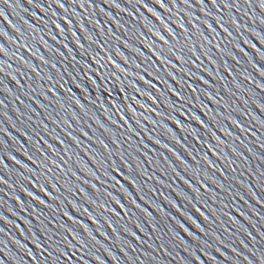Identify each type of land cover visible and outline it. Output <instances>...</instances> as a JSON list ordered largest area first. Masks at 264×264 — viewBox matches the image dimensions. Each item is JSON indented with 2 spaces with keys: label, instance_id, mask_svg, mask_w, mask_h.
<instances>
[{
  "label": "snow or ice",
  "instance_id": "obj_1",
  "mask_svg": "<svg viewBox=\"0 0 264 264\" xmlns=\"http://www.w3.org/2000/svg\"><path fill=\"white\" fill-rule=\"evenodd\" d=\"M104 2L111 3L113 7L124 11L132 18V21H138L142 25V28L136 27V24L133 23V31L116 19V17L112 16L111 13H106L109 19L122 30L124 35L123 37L117 36L109 27L107 30L108 38L105 39L104 27L100 24V21L89 17V22L96 26L100 34L99 39H94L93 33L89 32L85 27L80 13L76 12L75 6L78 5L81 9H85V11L99 8L103 12L104 9L95 3V0H68L67 6L65 0H45L48 8L45 7V3H40V0H27L28 4L40 9L45 15H38L35 12L31 13L33 19L38 21L43 27L21 18L23 24L28 29V31L22 32L21 28L8 20L3 7H22L21 0H0V18L8 21L16 33L19 34V40H17L15 37H8L7 32L0 29V36L12 40L17 45V50L10 54L4 44L0 43V53L5 57L9 55L14 56L21 65V67L7 72L6 67L11 69L12 65L8 64L7 60L0 59V93L12 94V90L4 83V77L10 76L18 88H27L29 90L23 94L41 109H44L46 118L56 126L49 128L48 124L41 120L39 124L41 131H36L35 128H31V125H29L28 127L35 133V138L29 134L28 130L17 129L24 138L23 142L18 137L8 133L7 129L0 127V132L6 133L18 145L17 150L30 162L25 163L17 159V156L10 151H6V141L0 139V152H3V155H0V185L14 188L15 185L5 179V175L9 172L15 175L17 177L16 183L20 185V190L29 197V202L26 207L25 201L19 195L14 196V199L19 204L21 211L27 212L28 209H31L35 213V218L39 223V228L34 230L31 220L20 216L19 213L13 212L9 208V212H12L14 216H17L18 219L27 225V230H25L19 223L10 221L8 217L0 212V221L13 225L26 240L30 238L35 249L29 248L28 244L22 243L19 239L12 237V243L16 245L23 255L19 253L16 255L10 254L7 242L2 238V235H7L6 229L0 226V245H3L0 246V264H9V262L11 264H92V261H95L96 264H106V261L93 252V248L97 245L104 247L101 241L97 239L94 231L99 232L108 241H111L113 236H115V243L121 246V251H124L125 246L131 248L132 251H136L135 243H147V240L142 239L137 234L138 230L145 237L149 236V233L145 231V222L151 227L152 232L157 234V238L159 239L160 229L158 225L163 222L164 227L172 231L169 228V221H173L180 230L191 237L193 241L197 242L196 247L190 253L191 259L184 260L183 264H206L204 258L213 261V264H215L216 257L211 252L205 250L206 248H212V244L207 240H201V237L195 231H191L185 223L173 216L171 212H165L161 205L155 204L143 195L139 196V200L144 203L138 202L137 198L133 197L132 193L121 182V180L128 181L138 193L143 190L138 182L139 177H143L146 180L155 179L163 187H172L171 184H165L155 174L149 175L143 169V161L133 156L132 152H129L128 155L137 164V167H133V164L125 159V153L120 150L123 148L120 141L123 139L130 149H134L135 152L140 153L152 162L149 153L156 152V149L151 148L149 143H145L146 139L160 146L166 152L171 153L175 160L179 162L183 167L184 174L176 170V167L173 166V161L167 155H164V152L159 154L171 169L173 183L178 179L187 188V191L181 190L178 192V195L185 202L183 208L175 200H168L166 196H164V200L170 203L172 208L200 233L208 235L218 244L224 245V240L215 231L211 230L212 225H216L217 221H221V212L227 217L229 222L237 228L242 229L243 226L240 224V221L235 216H232L231 212H223L222 209L218 210L212 207L206 200V197H208L214 202L223 203L218 193L214 192L209 187V184L214 185L222 191L230 192V188H226L224 180L235 179L228 176L224 168L220 167L210 158L209 153L218 160L225 161V167H229L235 164L236 161L229 157L225 148L229 149L236 157L245 161L247 160L243 152L238 151L237 147L234 146L235 141H240V144L247 151L252 152V149L240 139L239 135L223 126L218 119V117H223L242 133L256 136V133L252 132L251 128H246L231 113L224 116V112L220 111V108L225 110L231 108L229 100L225 98L229 93L242 104L247 105L248 101L243 97L237 96L236 92H232L229 84L224 82L226 78L219 73L220 69H223L229 76H233L231 81L232 87L240 91L242 85L233 75L235 71L239 70V66L242 63L238 58V53H240L247 58L248 63L252 65L259 75L264 77V67L255 63L252 56L241 45V42L249 45L256 51L260 60L264 61V51H261L257 48L256 44L251 43L250 40L245 38V32L251 33L261 44H264V0H125L126 4L130 6L125 8H121V4L117 0H104ZM52 4H55L65 12L71 9V15L75 18L76 24L79 25L80 31L85 33L84 38L90 44H95L99 51L86 48L81 43L80 38L74 30L73 20L68 15L60 16L54 10L49 13V8ZM209 5H211V8H209ZM254 6L260 9V15H250V10ZM141 9L150 14L151 19L145 16L141 12ZM159 9H163V12L159 11ZM223 9L228 10L227 15L223 14ZM233 9L241 13L240 19L232 11ZM197 10L201 13L200 16L196 15ZM23 11H27V9H23ZM49 14L52 17L50 20L45 18ZM245 17L249 23L243 22ZM59 20H63L64 25L67 27L62 26L58 22ZM254 24H258L261 30L254 29L252 27ZM49 25L52 27H49ZM52 28L64 40L67 39L66 32H70L74 38L73 42L76 45V49L79 50V55L81 57L87 56L88 60H77L76 55H73L76 49L69 48L67 43L62 45L67 50V55L59 47L50 45L41 33H46L56 44L61 43L60 40H57V36L53 33ZM232 29H235L236 35H233ZM145 32L148 35H145ZM101 40H103V43H101ZM132 40L138 41L143 47L130 42ZM38 45H42L51 55L46 56L41 53ZM120 45L133 53L135 57H139L140 62L138 63L136 59H130L126 56L121 51ZM20 48L38 60L40 66L26 59L20 53ZM144 49H147V52ZM113 53H115L122 63H118L117 59L113 58ZM69 57L72 61L71 67L73 71H69V66L65 64L63 66L64 70L61 72L57 67L56 59L59 58L63 62L69 60ZM225 57L234 63L229 65L228 59H225ZM88 61H91V63ZM205 61L213 65L215 70L204 66ZM93 64L96 67H93ZM108 65H111L115 70L108 72ZM125 65H130V67H126ZM189 65L191 67H188ZM193 68L199 71H193ZM53 70L55 71L53 72ZM201 71L206 73L211 79H207L205 75H201ZM17 73L20 77L26 78L27 82L25 84H21L20 79L17 78ZM178 73H183V75H178ZM65 76L69 79L65 80ZM146 76L151 77V79H147ZM240 76L247 80H252L251 75H246L245 71H240ZM185 77L188 79H185ZM169 80L174 81L175 85L169 83ZM215 80H219L221 85L214 84L213 81ZM69 81L80 89L88 99L91 97L89 86L97 90L104 89L107 92V100H104L103 94L100 91L97 92V98L102 101L100 107L103 108L105 103L111 105L115 108L114 114L119 115V120H113L111 116H107L108 121L114 127L105 126L99 119H95V124L99 126V130H102V134L107 140L116 146L115 149L109 143H106L105 139L90 135L89 130L86 129H91L93 132L96 131V129L91 128V125L85 123L83 127H73V123H79L81 117L71 105H67L66 108V100L57 89H61L67 93V99L71 100L72 104L78 106L81 111L86 106L76 97L71 87H66ZM154 81L156 82L154 83ZM196 81L199 84L195 83ZM253 83L256 84L258 89L264 91V81H253ZM160 85H163L164 88L160 87ZM165 88L167 91L164 90ZM221 91L225 95L222 96ZM154 93H158L159 95ZM172 96L176 98L175 101L171 99ZM201 96H204L212 104L219 105V107L210 108L208 103L200 99ZM37 97H42L50 103H55L62 110L66 109L69 111L72 117L71 121L67 118L57 119L54 117L51 112L47 111V106ZM138 97H143L144 99L141 100ZM15 99L20 100V97L16 96ZM91 102L95 104V101ZM20 103L23 104V101H20ZM232 103H235V100ZM161 104L167 110V115L165 112L158 111ZM133 105L139 106L144 111L138 112L137 107ZM6 107L5 101L0 99V109ZM25 107L30 112L36 113V109L31 105H25ZM257 107L261 111H264V103L257 102ZM196 109L203 112L204 116L211 123L202 119ZM233 110L239 111L242 115L244 114L243 109ZM17 111L19 113L18 109ZM145 112L154 113L156 117L161 119H153L145 115ZM105 113H107V109H105ZM19 114L23 115V113ZM177 114L180 117H185L189 122H182ZM0 115L7 117V112H0ZM84 115L87 116L88 113L84 112ZM129 117L134 121V124L129 122ZM27 119L31 120V116H28ZM253 119L257 118L253 117ZM167 120L172 121L181 131L188 132L192 139L189 140L188 136H185L182 141L173 132V129L169 127L168 123L165 122ZM143 121H148L153 126L158 125L168 133L172 145H178L180 149L187 152L191 160L195 162V166L189 163L176 147L162 142L161 139L149 133L148 125L143 123ZM257 123L261 128H264V119H257ZM0 124H2V121H0ZM13 127L15 128L16 126L13 125ZM57 128H60L66 139L61 138L60 133L56 130ZM138 128L140 129L139 131L137 130ZM117 130L124 131H120V134L117 135ZM153 131H155V127ZM142 132L143 136H141ZM218 132L222 133L223 137L231 138L232 142L218 135ZM127 133H131V135ZM133 136L138 138V142L135 144H133ZM49 140L53 142L50 143ZM85 141L89 143H85ZM257 143L261 149H264V141H261L259 137H257ZM57 144L60 147H57ZM26 145H31V147H27ZM93 145H98L99 147L97 148ZM78 148L85 151L86 154H90V159L96 164L102 176L106 179L102 180L101 175H97L96 171H93L84 163L77 151ZM144 149H148V151H144ZM201 149L206 150L202 155H200ZM198 155H200L199 159L197 158ZM254 155L257 159L264 161V155L260 153H255ZM5 156L14 164L19 165L22 171L10 168L5 163ZM105 156L107 160L104 159ZM117 158L119 163L117 162ZM73 161H75V164H73ZM155 162L158 163L159 161ZM106 163L107 167H105ZM201 163L207 165V169L200 167ZM209 170L218 171L224 180L210 174ZM232 171H235V168ZM161 172H165V175H167V172L163 168H161ZM25 173H28V175H25ZM79 173H84L91 179H85ZM261 176H264V172L261 173ZM109 181L112 183L109 184ZM96 182L106 186L102 189L98 187ZM237 182L242 183L240 181ZM257 183L258 186L264 187V185H260L259 179ZM28 185L32 189L43 193L44 197L48 199L42 198L37 194V191L30 190ZM245 187L250 186L246 185ZM108 188L121 192L122 197L114 195ZM62 189L63 192L61 191ZM201 189L204 191L202 192ZM3 191L4 188L0 187V192ZM149 191L155 193L156 189L149 188ZM54 193H59V195ZM64 193L68 195H64ZM76 193L83 195L85 203L91 206L93 210L85 207L84 204L77 202L75 199H69V196H73ZM160 195L163 196V193L161 192ZM235 195L239 196L241 200L244 199L239 192ZM252 195L253 199L258 203L264 204V200L259 196H256L254 193ZM102 196L107 197L108 201L102 200ZM122 198L126 199L127 202L123 203ZM32 201L42 205L45 210H50L47 223L44 219L45 212L38 211ZM56 202L59 203V208ZM2 204L3 197L0 196V205ZM110 204L115 206H110ZM144 204H149L159 216L154 215L153 211H150L149 207H145ZM189 205L192 209L191 212L187 211ZM227 207V204H223V208ZM73 211L78 215H73ZM236 211L239 212L240 216L248 219L239 208ZM193 213L196 215H193ZM256 215L259 216L260 213L256 212ZM80 216L87 217L91 221V224L95 226V229L85 223L83 219H80ZM53 222L55 223V228L49 226ZM205 224L209 225V228L206 229L204 227ZM104 225H107L110 232L104 229ZM117 225H119V229L116 227ZM218 226L224 227L223 221ZM243 230L246 235L251 237L250 232H247L246 229ZM224 231H228V229L224 228ZM37 232H39V235ZM121 233H126L131 239L122 237ZM172 234L181 244L191 247L179 235V232H173ZM260 235L264 236V232L260 233ZM252 239L255 238L252 237ZM240 243L247 248V245L242 240ZM149 247H152V245H149ZM160 247L162 249L165 248V244L161 243ZM197 247L204 258L197 254ZM104 251L113 261H116V264H119L117 257L109 248L104 247ZM215 251L227 257V254L221 252L219 247L215 248ZM231 251L236 252L237 250L232 248ZM125 255L127 256L128 254L125 253ZM143 255L148 256L150 254L144 252ZM237 255L242 256L243 254L237 253ZM128 259L130 264H135L132 257L129 256ZM227 259L231 260L232 258L227 257ZM244 259L248 261V264H253L247 257H244ZM260 259L264 261V255H261ZM141 264H144V262L142 261ZM232 264H239V261H232Z\"/></svg>",
  "mask_w": 264,
  "mask_h": 264
},
{
  "label": "water",
  "instance_id": "obj_2",
  "mask_svg": "<svg viewBox=\"0 0 264 264\" xmlns=\"http://www.w3.org/2000/svg\"><path fill=\"white\" fill-rule=\"evenodd\" d=\"M68 0H65V4L67 6ZM118 3L121 4V8L130 7L126 4L125 0H117ZM22 7H16L13 6L11 8L7 6H3L6 15L8 16V20L12 22V24H15L17 27L21 28L22 32L28 31L27 26L23 24V18L24 20H28L34 24H37L40 27H43L39 24L38 21L34 20L31 16L32 12L37 13L38 15H45V13H42L40 9L34 7L33 5H30L27 3V0H21ZM40 3H45V0H40ZM95 3L99 4L100 7L104 9L103 12L99 10V8H92L85 11V9H81L78 5L75 6L76 12L80 13L82 22L84 23L85 27L89 30V32L93 33L94 39H99L100 34L99 30L96 29V26L93 23L89 22V17H91L93 20H99L100 24L104 27L105 31V39H107V30L110 27L112 31L116 33L117 36L123 37V32L120 28L117 27L115 23H113L109 17L106 15V13H111L112 16L116 17L121 23L125 24L126 27L132 29V24L135 23L136 27H141L142 25L138 21H132V18L129 17L124 11L121 9L115 8L111 5V3H105L104 0H95ZM45 7L48 8V5L45 3ZM87 8V6H86ZM209 8H211V5H209ZM23 9H27V11H23ZM56 11L60 16L68 15L70 19L73 20L74 30L77 33V36L80 38V41L82 44L85 45L86 48H91L95 51H99L97 49L95 44H90L84 37L85 33L80 31L79 25L76 24V20L71 15V9H69L68 12H65L61 9H59L55 4H52L49 8V13L51 11ZM134 11V9H133ZM159 11L163 12V9H159ZM238 19L241 18V13L236 12L235 9L232 10ZM141 12L144 13L145 16H148L149 19H151L150 14H148L144 9H141ZM228 10L223 9V14L227 15ZM260 9L253 7L252 10H250V15H260ZM196 15L200 16L201 13L197 10ZM46 19H51L52 17L47 15L45 17ZM62 24V26L67 27L64 25L63 20H59ZM243 22L249 23L248 19L245 17ZM49 27H52L49 25ZM252 27L256 30H261L260 26L258 24L252 25ZM0 29L7 32L8 37H15L17 40H19V34L16 33V31L11 27V25L8 23V21H4L3 18H0ZM134 31V29H132ZM53 33L57 36V40H60V44H56L55 41H53L46 33H41V35H44V39L48 41L50 45H54L55 47H59L61 51L65 52V55H67V50L62 47L64 43H67L69 48L76 49V45L73 42L74 38L71 36L70 32H66L67 39H62L59 34L56 32L54 28H52ZM233 35H236L235 29H232ZM207 34V33H206ZM145 35H148L147 32H145ZM223 35V33H222ZM127 38V37H125ZM245 38L250 40L251 43L256 44L257 48H259L261 51H264V44H261L259 40L253 36L251 33L245 32ZM111 42V41H110ZM130 42L136 43L137 46L143 47L139 44L138 41L132 40ZM0 43H3L5 48L8 50V52L11 54L17 50V45L12 42V40L0 36ZM101 43H103V40H101ZM242 47L252 56L253 61L257 64H259L261 67H264V61H261L259 56L257 55L256 51L252 49L249 45H245L241 42ZM40 48V52L45 54L46 56L51 55L47 52V50L42 46L38 45ZM115 46V45H114ZM231 47V46H230ZM121 51L124 52L126 56H128L130 59H136V61L139 63L140 58L135 57L133 53H131L129 50L125 49L122 45H120ZM20 53L25 56L26 59L31 60V62L37 64L40 66V62L36 60L34 57H31L30 54L25 52L24 49H19ZM145 52H147V49H144ZM103 55V53H101ZM73 55H76L77 60H88L87 56L81 57L79 55V50L76 49V51L73 53ZM113 58L117 59L118 63H122L119 58L113 53ZM238 58L242 61L241 65L239 66V70L235 71L233 75L238 80V82L242 85V89L240 91H237L235 88L232 87L231 81L233 79V76H229L227 72H225L223 69H220V75L224 76L225 83L229 84V88H231L232 92H236L237 96L243 97L248 101L247 105L240 103L239 100H236V97L231 96L229 93L225 98L229 100V103L231 104V108L228 110H225L223 108H220L221 112H224V116H227L229 113H231L232 116L239 119L241 124H243L246 128H251L252 132L256 133V136H252L248 133H242L238 128L233 126L230 121L224 119L223 117H218L220 123L229 128L233 133L240 136V139L247 144L249 148L252 149V152L247 151V149L240 144V141H235L234 146L237 147L238 151L243 152L244 156L247 157V160H242L235 155L231 153V151L227 148H225V151L228 152V155L231 159L235 160L236 163L225 167V161L218 160L216 157L211 156V153H209V156L211 159L214 160L220 167L224 168L225 173L230 176L234 177L235 179L231 180H224L223 177L220 176L218 171L215 170H209L210 174L215 175L218 179L224 180L226 188H230L229 191H222L219 188H216L214 185L209 184V187L213 189L214 192L218 193L219 198L222 199L223 203H217L212 201L210 198L206 197L207 202L214 208L220 210L222 209L223 212H231L232 216H235L239 221L240 224L243 226V228H237L234 226L231 222L228 221L227 217L223 215L221 212V221L224 223V227H219L221 221H217L216 225L211 226V230L215 231L221 239L224 240V245L218 244L215 240H213L210 236L205 235L203 233H200L197 229L194 228L187 220H185L183 217L179 215L171 206L170 203L164 200V196L168 197V200H175L177 204H179L182 208L185 205V202L182 200V198L178 195V192L181 190L187 191V188L185 185L182 184L181 181L178 179L175 180V183H173L172 180V172L169 168V165L163 160V158L159 155L161 152H164V155H167L169 159L173 161V166L176 167L177 171H180L182 174H184L183 167L179 164L178 161L175 160V158L171 155V153L166 152L164 149H162L160 146L155 145L154 143H151L150 141L145 139V143H149L151 148L156 149V152H150L149 155L152 159V162H150L148 159H146L143 155L140 153H137L134 151V149H130L128 144L121 139V144L123 145V148L120 149L125 153V159L129 160L130 163L133 164V167H137L136 161L132 160L131 156L128 155L129 152H132L133 156L138 157L139 160L143 161V169L148 172L149 175L155 174L156 177L163 180L165 184H171L172 187H163L162 185L158 184L155 179L152 180H146L143 177L138 178V182L140 183L142 187L141 192H137L136 189L128 182L121 180V182L125 185V187L132 193L133 197L137 198V201L140 203H144L143 201L139 200V196L143 195L148 200L153 201L157 205H161L165 212H171L173 216H175L177 219H180L191 231H195L197 235L201 237V240H207L210 244L213 245L212 248H206V251L211 252V254L216 257L215 264H232V261H239V264H248V261L244 259V257H247L248 260H251L253 264H264V261H261L260 256L264 255V236H261L260 233L264 232V204L258 203L255 199H253V193L256 196H259L262 200H264V187L258 186V179L260 181V185H264V176H261V173L264 172V161H261L256 158L254 155L255 153H260L264 155V149H261L259 147V144L257 143V137L260 138L261 141H264V128H261V126L257 123V119H264V111H261L260 108L257 107V102L264 103V91L258 89L256 87V84L253 83V81L256 82H262L264 81V77H261L259 73L252 67L251 64L248 63L247 58L243 56V54L238 53ZM0 59L7 60L8 64L12 65V68L9 69L6 67V71L10 72L13 71L16 68L21 67L20 62L14 57L9 55L8 57H5L2 53H0ZM155 59V57H153ZM225 59H228L225 57ZM91 63V61H88ZM57 67L61 72L64 70V65H68V70L73 71L71 64V58L69 57V60L61 62L59 58L56 59ZM158 63V62H157ZM229 65H232L234 62L230 59H228ZM126 67H130V65H125ZM204 66L208 68H212L215 70L214 66L211 64H208L207 61L204 62ZM79 67V65H77ZM93 67H96L95 64H93ZM163 67V66H161ZM188 67H191L190 65ZM111 67V65L107 66V71L111 72L114 71ZM136 70L137 69H131ZM151 70V69H150ZM193 71H199L198 69L193 68ZM55 70H53L54 72ZM175 71V70H173ZM240 71H245L246 75L250 74L252 77V80H247L244 77L240 76ZM75 74V73H74ZM201 75H205V78L211 79L207 76L206 73L200 72ZM178 75H183V73H178ZM17 78L20 79L21 84H25L26 78L20 77L17 73ZM131 79V77H129ZM147 79H151V77H147ZM65 80H68L69 78L67 76L64 77ZM185 79H188L185 77ZM99 82V81H98ZM156 81H154L155 83ZM4 83L5 85L12 90V94L8 93H0V99H3L5 101V104L7 105L6 108L0 109V112H7V117L0 115V121H2V124H0V127L7 129L8 133H11L13 136L18 137L22 142L24 141V138L20 135V132L17 131V129H25L29 131V134L32 135L35 138V133L32 132L31 128H35L36 131H41L39 124L40 121L43 120L44 123L48 124L49 128L56 127L52 124L50 120L46 118V112L44 109H41L38 105H36L32 100H30L27 96H25L23 93L25 91H29L27 88L20 89L17 87L15 82L11 79L10 76L4 77ZM138 83H140L138 81ZM169 83H172L175 85L174 81L169 80ZM195 83L199 84L198 81ZM214 84L220 86L221 82L219 80L213 81ZM143 87V85H141ZM202 87V85H200ZM66 87H71L73 93H75L76 97L81 100V103H83L86 107L83 111L79 109L78 106L72 104L71 100L67 99L68 94L65 93L61 89H57V91L60 92L61 96L65 98L66 100V108L67 105H71L72 108L75 109V111L80 115L81 119L79 123H73V127H83L86 124L91 125L92 129H96L95 132H93L91 129L89 130L90 135H93L97 138H103L105 139L106 143H109L110 146L115 149L116 146L112 145L110 141L107 140V138L102 134V130H99V126L95 124V119H99L101 123L105 124V126L108 127H114L110 124V122L107 119V116H111L113 120H119V115L114 114L115 108H113L111 105L104 104V107L101 108L100 104L102 101L97 98V92L100 91L103 94L104 100L108 99L107 92L104 89H94L91 86H89V93L91 94L90 99L86 98L84 93L78 89L74 84H72L70 81L66 84ZM160 87L164 88L163 85H160ZM167 91V89H164ZM179 90V89H178ZM250 90V91H248ZM156 95H159L158 93H154ZM35 95V94H33ZM171 95V94H169ZM221 95H225L223 91H221ZM19 96L20 100H16L15 97ZM41 100L42 103H44L47 106V111L51 112L54 117L57 119L67 118L71 121L72 117L69 111L62 110L59 108L55 103H50L49 101L44 100L42 97H37ZM139 99L143 100V97H138ZM173 101L176 100L174 96L171 97ZM200 99L204 101L205 103L209 104L210 108H218L219 105H214L211 102L207 101L204 96H201ZM235 100V103H232V101ZM20 101H23V104L20 103ZM91 101H95V104H93ZM25 105H31L33 108L36 109V113H32L29 111L28 108L25 107ZM134 107H137L138 112H143L144 110L139 108L137 105H133ZM155 107V105H154ZM19 110V113H23V115H20L17 111ZM105 109H107V113H105ZM233 109H243L244 114L242 115L239 111H234ZM158 111L165 112L166 115L167 110L164 108L163 104H161L158 108ZM198 114L201 115L202 119L207 120L209 123H211L210 120L206 116H204L203 112H200L199 109H196ZM84 112H87L88 115L85 116ZM38 113V114H37ZM126 115L127 112H125ZM145 115L150 116L153 119H161L159 117H156L154 113H148L145 112ZM31 116V120H28L27 117ZM178 118L181 119L182 122L188 123L185 119V117H180L177 114ZM253 117H256L257 119H253ZM129 122L134 124V121L129 117ZM168 123L169 127L173 129V132L181 138L183 141V137L188 136L189 140H191V136L188 132L181 131L180 128H178L175 124L172 123V121L167 120L165 121ZM143 123L148 125V131L156 138L161 139L164 143H169L172 145V141L169 138L168 133H166L162 128H160L158 125L153 126L148 121H143ZM194 123V122H193ZM13 125L16 127L14 128ZM31 125V128L28 126ZM63 126V125H62ZM155 127V131H153V128ZM58 133H60L61 138H65L63 133L60 131V128L56 129ZM115 130V129H114ZM140 130L139 128L137 129ZM120 131L124 130H117V135L120 134ZM43 134V133H42ZM76 134V133H74ZM128 135H131V133H127ZM218 135H221L223 137L222 133H217ZM141 136H143V132L141 133ZM226 140H229V142H232V139L229 137H223ZM0 139H3L6 141V151H10L12 154L17 156V159H20L21 161L25 163H30L27 161V159L21 154L20 151H18V145L14 143L10 137L3 132H0ZM48 139V137H46ZM66 139V138H65ZM81 139H83L81 137ZM50 143L53 141L49 140ZM71 143L70 141H68ZM138 142V138L133 136V144ZM85 143H89L88 141H85ZM193 143H195L193 141ZM27 147H31V145H26ZM57 147H60V145H56ZM94 147H99L98 145H93ZM177 148V150L180 152V154L188 160L189 163L193 164L195 166V162L191 160V157H189L188 153L185 152L183 149H180L178 145H172ZM199 147V145H197ZM79 152L80 157L83 159L84 163L91 168L93 171L97 172V175H101V179H106L102 176L101 171L97 168L96 164L90 159V154H86L85 151L77 149ZM144 151H148V149H144ZM206 151L205 149L200 150V155L203 154V152ZM0 155H3V152H0ZM200 155L197 156V158H200ZM105 160H107V157H104ZM155 161H159L156 163ZM117 162L119 163V160L117 158ZM5 163L9 165L10 168L20 170L19 165L14 164L11 160H9L5 156ZM73 164H75V161H73ZM105 167H107V163L105 164ZM200 167L207 169V165H204L201 163ZM161 168H163L167 175H165V172H161ZM235 168V171H232V169ZM250 169V170H249ZM110 170V169H109ZM80 175H83L85 179H91L84 173H79ZM25 175H28V173H25ZM137 178V177H134ZM5 179L9 180V182L13 185H15L14 188H8L7 186L0 185V187L4 188L3 192H0V196L3 197V204L0 205V212L3 213L10 221H15V223H19L22 228H25L27 230V225L23 223L22 220L18 219L17 216H14L12 212H9L8 209L11 208L13 212L19 213L20 216L25 217L28 220L32 221V225L34 226V230L39 228V223L35 218V213L32 212L31 209H28L27 212L21 211L19 204L14 199V196L19 195L23 201H25V206L27 207V203L29 202V197H27L21 190L20 185L16 183L17 177L13 175L11 172L7 173L5 175ZM237 181H240L242 183H238ZM98 184V187H105L106 185H101L99 182H96ZM109 184L112 182L109 181ZM250 187H245V186ZM199 186V185H197ZM30 190L37 191L36 189H32L30 185H28ZM149 188H155L156 192H150ZM109 191H112L114 195L121 196L122 193L117 191L113 188H108ZM51 191V189H50ZM63 192V189L61 190ZM89 192H91L90 189H88ZM203 192L204 190L201 189ZM163 193V196L160 195V193ZM239 192L240 195L244 197L243 200L239 198V196H236L235 194ZM37 194L40 195L44 199H48L47 197H44L43 193H40L37 191ZM56 195H59V193H54ZM64 195H68L67 193H64ZM62 198V197H61ZM69 199H75L77 202L84 204L85 207H89L90 210H93L91 206H89L84 201L83 195L76 193L73 196H69ZM102 200L105 202L108 201L107 197H101ZM122 202L126 203V199L122 198ZM32 203L35 205L38 211L45 212V222H48V217L50 215V210H45L42 205L36 204L35 201H32ZM57 207L59 208L60 205L58 202ZM67 203V201H65ZM223 204H227V208H223ZM110 206H115L111 205ZM145 207H149L150 211H153V214L156 216H159L158 213H156L155 209L151 208L149 204H144ZM199 206V205H198ZM239 208L240 211L245 213V216L248 217V219H245L243 216H240L239 212L236 211V209ZM255 209V211H253ZM119 210V209H118ZM135 211V209H133ZM187 211L191 212V206L189 205L187 208ZM256 212H259L260 215H256ZM73 215H78L73 211ZM193 215H196L193 213ZM80 219H83L85 223L89 224L93 229H95V226L91 224V221L87 219L85 216H80ZM143 219L142 217H140ZM197 219L199 220V217L197 216ZM213 219H215L213 217ZM103 223V221H101ZM202 223V221H200ZM0 226L5 227L7 235H2V238L7 242V248L12 255L20 254L23 255L22 252L16 247L15 244L12 243L11 238L15 237L16 239H19L22 243L28 244L29 248L34 249V245L31 243V239H25L23 236H21L20 232L10 224H5L3 221H0ZM50 227L55 228V223L49 224ZM145 231L149 233V236L145 237L143 233H140L137 230V234L142 237V239L147 240V243H135L136 251H132L131 248L124 247V251H121V246L115 243V236H113L111 241L105 240L103 236L100 235L99 232L94 231V234L96 235L97 239L101 241V243L104 245V247L109 248L112 253L115 254L117 257V260L119 261V264H130V261L128 257H132V260L135 261V264H141L143 261L144 264H183L184 260H190L191 259V251L194 247H196V241H193L191 237H189L186 233H184L182 230H180L173 221H169V228L172 229V231H169L168 228L164 227L163 222H161L158 227L160 229V238H157V234L152 232V229L150 226L147 225L145 222ZM119 229V225L116 226ZM204 227L207 229L209 228V225L205 224ZM224 228H227L228 231H224ZM104 229L106 231L110 232V229L107 228V225H104ZM246 229L247 232L251 233V237L245 234L244 230ZM173 232H179V235L183 237L187 242L188 246H185L179 242L178 239L173 237ZM39 235V232H37ZM121 236L126 239H131V237H128L126 233H121ZM254 237L255 239H252ZM71 239V237H69ZM243 241L244 244L247 245V248H245L240 241ZM161 243L165 244V248H161ZM149 245H152V247H149ZM227 245V246H225ZM3 246V245H0ZM104 247H100L97 245L95 248H93V252H95L97 255L101 257L102 260L106 261V264H116V261H113L112 258L104 251ZM219 247L221 249V252H224L227 254V257H231V260H228L226 256H222L220 252L215 251V248ZM235 248L237 251L232 252L231 249ZM35 250V249H34ZM197 254L202 256V253H200L199 248H196ZM144 252H148L150 255L145 256L143 255ZM125 253L128 255L126 256ZM237 253H242L243 255H237ZM137 257H139L137 259ZM27 259V257H25ZM202 258H204L202 256ZM206 261V264H213V261L208 260L204 258ZM11 264V262H9ZM92 264H96L95 261H92Z\"/></svg>",
  "mask_w": 264,
  "mask_h": 264
}]
</instances>
